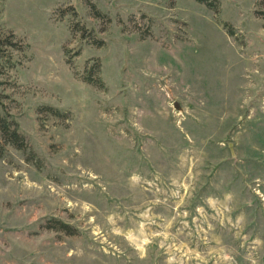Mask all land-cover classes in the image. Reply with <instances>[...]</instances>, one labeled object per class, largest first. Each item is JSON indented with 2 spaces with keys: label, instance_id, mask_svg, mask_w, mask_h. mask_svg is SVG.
<instances>
[{
  "label": "rangeland",
  "instance_id": "1",
  "mask_svg": "<svg viewBox=\"0 0 264 264\" xmlns=\"http://www.w3.org/2000/svg\"><path fill=\"white\" fill-rule=\"evenodd\" d=\"M0 37L36 154L0 158V264H264L255 0H0Z\"/></svg>",
  "mask_w": 264,
  "mask_h": 264
},
{
  "label": "trees",
  "instance_id": "2",
  "mask_svg": "<svg viewBox=\"0 0 264 264\" xmlns=\"http://www.w3.org/2000/svg\"><path fill=\"white\" fill-rule=\"evenodd\" d=\"M199 3L205 4L208 8L218 13L220 11V0H196ZM91 13L98 18L105 16V14L97 7L96 3L88 2ZM74 13L77 12L74 10ZM255 13L264 18V0H255ZM77 27L74 28L76 31H82V35L84 36L86 27L82 23H77ZM224 26L228 28L229 33L233 34L234 31L229 27V24L224 23ZM14 35V34H12ZM91 36V35H88ZM85 38V37H84ZM94 38L95 42V37ZM17 43L13 41H9L8 39H2L0 37V56H4L6 54L7 48L9 46H17ZM80 53V49H77L76 54ZM69 60V59H68ZM70 62V60H69ZM101 63L100 60H95L92 65H88L86 68V74L84 75L85 81L92 83L100 88L105 87V81L102 78L101 74ZM45 110L53 112L54 114H59V109L52 107V106H45ZM0 132H1V139H0V158H2L8 146H13L14 148L28 152L32 157L36 154L30 147L26 134L22 131L19 121L16 117L11 113L8 108V105L4 102L3 94L0 92ZM31 159V158H29ZM63 230H67L70 234H74L73 231H68L70 226L66 225L61 222V225L58 227Z\"/></svg>",
  "mask_w": 264,
  "mask_h": 264
}]
</instances>
